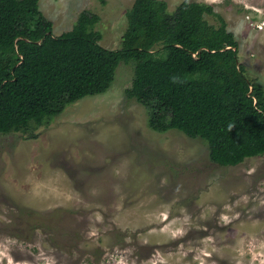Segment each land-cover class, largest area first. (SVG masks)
Returning <instances> with one entry per match:
<instances>
[{"label": "rangeland", "instance_id": "rangeland-1", "mask_svg": "<svg viewBox=\"0 0 264 264\" xmlns=\"http://www.w3.org/2000/svg\"><path fill=\"white\" fill-rule=\"evenodd\" d=\"M164 1L212 6L264 91V0ZM133 2L38 6L54 36L84 13L116 50ZM132 77L120 63L108 91L67 106L35 139L0 134V264H264V155L221 167L202 140L150 130L145 107L125 96Z\"/></svg>", "mask_w": 264, "mask_h": 264}, {"label": "trees", "instance_id": "trees-1", "mask_svg": "<svg viewBox=\"0 0 264 264\" xmlns=\"http://www.w3.org/2000/svg\"><path fill=\"white\" fill-rule=\"evenodd\" d=\"M38 2L0 0V134L35 139L67 106L108 91L123 63L133 67L125 96L145 107L150 130L202 140L221 167L264 155V91L212 6L184 1L169 11L164 0H134L122 46L111 50L84 13L54 36Z\"/></svg>", "mask_w": 264, "mask_h": 264}]
</instances>
